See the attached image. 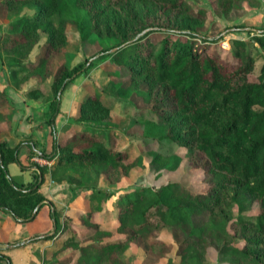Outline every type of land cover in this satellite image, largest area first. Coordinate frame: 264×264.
Returning a JSON list of instances; mask_svg holds the SVG:
<instances>
[{
  "label": "trees",
  "instance_id": "1",
  "mask_svg": "<svg viewBox=\"0 0 264 264\" xmlns=\"http://www.w3.org/2000/svg\"><path fill=\"white\" fill-rule=\"evenodd\" d=\"M243 1L213 0L212 9L229 17ZM3 9L7 16L19 11L0 34V56L14 72L29 68L28 54L45 37V52L29 73L50 79L52 150L36 152L33 131L16 143L0 139V211L14 223H28L37 213L25 218L48 198L40 189L47 175L66 187L65 203L52 200L54 210L49 209L54 232L28 242L51 240L42 256L46 264H264V28L248 40L232 38L234 59H228L211 45L219 38L199 31L211 19L210 10L188 0H0ZM68 22L81 43L96 36L100 51L117 47L106 54L112 61L104 91L143 92L148 110L159 117L145 121L142 138L184 148L182 154L152 152L149 166L159 182L123 184L136 162L109 143L111 109L99 94L81 100L75 122L56 135L58 90L81 66L57 59L65 52ZM259 60L257 78L250 80ZM39 91L28 93L40 100ZM8 101L0 90V125L6 127ZM25 144H31L28 158L40 154L54 161L33 162L39 171L15 181L7 166L20 163ZM187 164L184 173L198 172L202 189L181 178L162 179L164 170ZM79 197L82 206L76 205ZM254 203L257 211L246 212ZM3 250L0 264H14Z\"/></svg>",
  "mask_w": 264,
  "mask_h": 264
},
{
  "label": "rangeland",
  "instance_id": "2",
  "mask_svg": "<svg viewBox=\"0 0 264 264\" xmlns=\"http://www.w3.org/2000/svg\"><path fill=\"white\" fill-rule=\"evenodd\" d=\"M192 6L199 8L201 6L206 7L210 10L211 19L200 28V33L207 36L208 38L217 37L219 38L216 42L212 43V46L220 48L222 57L232 59L233 56L230 54L231 48V39L240 38L248 40L256 31H260L264 28V0L260 2H253L250 0H244L243 6L241 9H236L231 12L229 17L216 15L213 11V0H188ZM19 15V11L15 10L10 16L6 15L5 9L0 10V34L8 30V24L10 20L16 18ZM214 21H217L215 23ZM238 25V27H237ZM66 33H67V44L65 47V52L58 56V61L61 62L65 59L68 66L74 67L79 64L78 71L74 73V76L68 79L63 87L59 98L57 95V105L59 104L68 106V115H70L69 121L75 122L78 112L79 103L86 96L90 94H99L103 101L110 107L112 117L110 119L109 129L107 133L109 134L108 139L109 143L114 146L116 149H123L128 151L129 156L127 161H134V166L130 172V175L123 180L124 183L138 182L145 185L152 184L155 179V173L150 168L149 163L152 158L153 151H159L165 154H179L184 153V148L178 147V145L162 140L160 143L154 141L144 140L142 138L143 132L145 131V121L155 123L159 115L156 112L148 110L149 103L144 98L143 92L141 90L129 88L124 93L115 95L113 93H107L104 91V88L108 84L110 78V60L107 53L112 51L109 49L107 51H100L102 43L97 39L96 36H92L87 42L81 43L79 32L73 23H66ZM178 35V34H177ZM174 35V36H177ZM182 38L185 37L184 34H179ZM201 38H197V42L200 43ZM45 37L41 36L40 40L32 47L31 52L28 54L26 62L29 65V68L32 67V64L35 63L45 52ZM112 41L104 42V45L111 44ZM254 49H252L253 51ZM259 53V52H257ZM5 61H2L0 56V84H5L10 86L15 90H22V93L26 99L35 98L36 95L28 93L30 89L39 87L40 91L38 95L40 96V101L46 100L47 106L43 105L40 102L45 111H42L40 114L31 113L32 117H37L45 115L46 121L50 118L54 106L49 105L50 100V89L49 83L50 79L39 80V77L34 73H29V68L20 71L14 72L13 66L8 62L7 57ZM90 58L89 62L88 59ZM234 59V58H233ZM91 63V64H90ZM261 60L256 62L255 69L248 74L250 80H256L258 68L260 66ZM84 71V69H86ZM110 74V75H109ZM127 80V77H124ZM122 81V80H121ZM123 82V81H122ZM142 88L144 86H141ZM26 88V89H25ZM0 90H4L0 87ZM5 92V91H4ZM130 92H136L134 95L129 94ZM6 94V93H5ZM7 96V94H6ZM45 98H44V97ZM48 99V100H47ZM4 108V107H2ZM65 108V107H64ZM5 112H9L11 109L8 106L5 107ZM40 111V110H39ZM44 112V113H43ZM65 115V114H64ZM50 134L47 138V149L52 150L51 139H52V127L49 123ZM80 127L78 126L77 129ZM7 130H11V123L6 127L2 125L0 130V136H6ZM44 145V141H43ZM29 153V148L23 149L21 151L22 164L32 165L33 161L26 157L25 155ZM185 160L183 159V162ZM189 165L180 166V169H174L175 171L164 170L162 179H182L183 181H188L195 189H202L205 186V182H201V176L198 172L192 171L189 175L184 173L185 170H188ZM20 166L18 163H10L7 166V173L15 181H20L22 177L17 176ZM34 170L38 172V169ZM178 172V173H176ZM160 181V180H156ZM42 191L48 196H53V198H67L66 187H62V184H54V181L47 175L45 182L41 186ZM40 188V189H41ZM58 190V191H57ZM77 206H82L83 203L79 197ZM257 203L252 204L246 212L254 213L257 211ZM47 212V206L44 202L43 207L40 209ZM37 212L36 219L30 221L28 224L20 223L15 224L8 213H1L0 215V248H3L4 254H11L16 260L19 252L16 250L13 251L14 246H9V244L15 243L20 240L27 239L26 236H34V233L40 232L38 230H43L46 225L49 224V220L46 218L44 213ZM236 211V210H235ZM44 216V217H43ZM19 225V226H18ZM18 232H13L14 229H17ZM51 229V228H49ZM26 235V236H25ZM37 235V234H35ZM25 236V238H23ZM24 244V243H23ZM210 256V255H209ZM46 258L48 256H45ZM39 260V262H38ZM33 261L32 264H41V260L38 259ZM213 261V260H211ZM2 264H8L5 260H1ZM24 264V263H23ZM28 264V263H27ZM210 264H218V262L213 261Z\"/></svg>",
  "mask_w": 264,
  "mask_h": 264
},
{
  "label": "crops",
  "instance_id": "3",
  "mask_svg": "<svg viewBox=\"0 0 264 264\" xmlns=\"http://www.w3.org/2000/svg\"><path fill=\"white\" fill-rule=\"evenodd\" d=\"M0 87L3 88L5 93L7 94V98L9 100L8 106L11 109L9 111V113L11 115V120H10L11 130H9V131L7 130V132H8L7 135L6 136H4V135L0 136V139H6V140L10 141L11 143H16L21 138V136L29 134V133H31V131H33L34 139L37 140V144L35 147L37 149L35 151L38 153H40L41 150L48 152L49 148L47 149V138L50 134L49 123L46 121L45 115H43V117L41 115H39L37 117L31 116V113L35 112V114L36 113L40 114V113H42V111H45L43 105L47 106V102L44 101L45 103H43V101L37 100L35 98L34 99L33 98L26 99L22 93V90H15L14 88H12L8 85L6 86L5 84H0ZM40 102H42L43 105ZM67 105L65 106V105H62V103H61V107L59 105V112L55 113L54 127L56 130L57 136L61 135V131H62L64 125L69 121V118H70V115H68V111H67L68 110ZM77 115H78V112H77L76 116ZM1 128H2V125H0V130H1ZM43 141H44V145H43ZM29 145H31V144H25L22 146L20 153H19V156H18L20 163L19 162H12V163H18L20 166V169L17 173L18 174L17 176L22 177L20 179V181L30 180L31 179L30 170H34V168H32L33 165L29 166V165L22 164L24 162H22V158L20 155L21 151L23 149L29 148ZM29 153H30V151H29ZM29 153H27L25 155V158L27 157V155ZM34 155L35 154H31V156H29V158L33 162H35L33 160ZM41 190H42V188H41ZM46 199L50 202V203L45 202L46 206H47V212H45L43 209L41 211L39 210L40 211L39 215L41 213H44L46 218L49 220V224H50L49 209L51 210V212H53V210H54V205L52 204V200H54L57 203H62V204L65 203V201L63 200V198H53V196L52 197L48 196V198H46ZM1 213H3V212H1ZM35 219H36V217H35ZM12 220H13V218H12ZM15 224L17 225L19 223H15ZM23 224H25V223H23ZM20 225H21V223H20ZM52 226H53V220H52V223L50 225H46V227H44L43 230H38L40 232L34 233V236H35V234L49 232L50 230H52ZM49 228H51V229H49ZM18 231L19 230L17 227V229H14L13 232H18ZM25 236L23 238H25ZM29 236H26V237L30 238ZM34 236H31V237H34ZM36 239H39V238H36ZM31 240H34V239H31ZM28 242L24 243V244H26L25 246H23L24 244H21V245H17V246L12 247L13 251L17 250L19 252V254H17L18 257H16V260L13 258V263L14 264H23V263L24 264H27V263L32 264L33 261L38 260V259H40V260L42 259L41 264H46L45 261L43 260L42 256L45 253V249H47L50 246L51 240L45 241L42 243H28ZM8 255L13 257L11 254H8ZM38 262H39V260H38Z\"/></svg>",
  "mask_w": 264,
  "mask_h": 264
},
{
  "label": "water",
  "instance_id": "4",
  "mask_svg": "<svg viewBox=\"0 0 264 264\" xmlns=\"http://www.w3.org/2000/svg\"><path fill=\"white\" fill-rule=\"evenodd\" d=\"M146 30H148V28L145 29V30H142L140 33L137 34V36L140 35V34H142V33H143L144 31H146ZM116 48H117V47H113V48H111L110 50L113 51V50H115ZM89 60H90V58L88 59V62H89ZM72 76H74V74H73ZM68 79H69V78H66V79L62 82V84H61V86H60V88H59V90H58V93H57L58 98H59V95H60V93H61V91H62L63 87L65 86V83H66V81H67ZM40 154H41V152H40ZM32 168L38 169V168L36 167V165H33ZM44 202L50 203L47 199H44L42 202H40V203H39V204L33 209L31 215H30L29 217L25 218V219H32V218L35 216V214L37 213V211H38L40 205H41L42 203H44ZM52 220H53V226H52V230H50L49 232L37 234V235H35L34 237H30V238H27V239L20 240V241H17V242H15V243L9 244V246H17V245H21V244H23V243H25V242L30 241L31 239H36V238L46 237L47 235L53 233L54 230H55V228H56V222H55V219H54V218H53ZM7 260H8V259H7ZM8 264H9V260H8Z\"/></svg>",
  "mask_w": 264,
  "mask_h": 264
},
{
  "label": "built area",
  "instance_id": "5",
  "mask_svg": "<svg viewBox=\"0 0 264 264\" xmlns=\"http://www.w3.org/2000/svg\"><path fill=\"white\" fill-rule=\"evenodd\" d=\"M33 160L37 163H40V164H46V165H51L52 162H53V158L52 159H49V158H46V157H43L42 155L40 154H35L33 156Z\"/></svg>",
  "mask_w": 264,
  "mask_h": 264
}]
</instances>
